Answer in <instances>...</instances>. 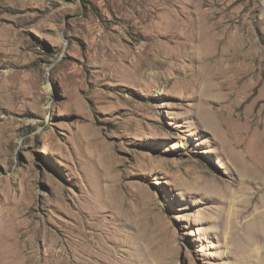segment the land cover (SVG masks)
<instances>
[{
	"label": "rangeland",
	"instance_id": "1",
	"mask_svg": "<svg viewBox=\"0 0 264 264\" xmlns=\"http://www.w3.org/2000/svg\"><path fill=\"white\" fill-rule=\"evenodd\" d=\"M263 197L264 0H0V264H264Z\"/></svg>",
	"mask_w": 264,
	"mask_h": 264
},
{
	"label": "bare ground",
	"instance_id": "2",
	"mask_svg": "<svg viewBox=\"0 0 264 264\" xmlns=\"http://www.w3.org/2000/svg\"><path fill=\"white\" fill-rule=\"evenodd\" d=\"M212 118H213L212 120L214 122H217V120L214 118V116ZM205 188H206V191L213 192V191H216L218 189V184H216L214 181H212V180H210L208 178L205 181ZM261 204L264 206V197L262 199ZM247 223H249L248 224V227L250 229L256 230L258 232H263V234H264V209L263 210H260L259 212H257L256 215H254L253 217H251L250 219H248Z\"/></svg>",
	"mask_w": 264,
	"mask_h": 264
}]
</instances>
